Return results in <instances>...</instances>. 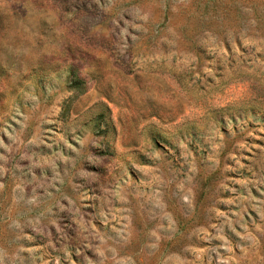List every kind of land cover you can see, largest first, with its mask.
<instances>
[{
  "label": "rangeland",
  "instance_id": "rangeland-1",
  "mask_svg": "<svg viewBox=\"0 0 264 264\" xmlns=\"http://www.w3.org/2000/svg\"><path fill=\"white\" fill-rule=\"evenodd\" d=\"M0 264H264V0H0Z\"/></svg>",
  "mask_w": 264,
  "mask_h": 264
}]
</instances>
